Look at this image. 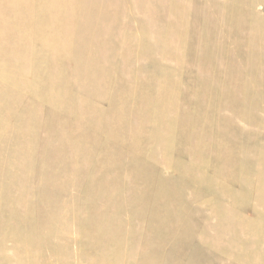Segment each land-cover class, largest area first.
<instances>
[{"label": "rangeland", "instance_id": "1", "mask_svg": "<svg viewBox=\"0 0 264 264\" xmlns=\"http://www.w3.org/2000/svg\"><path fill=\"white\" fill-rule=\"evenodd\" d=\"M52 1L69 52L38 11L0 76V264H264V0Z\"/></svg>", "mask_w": 264, "mask_h": 264}, {"label": "bare ground", "instance_id": "2", "mask_svg": "<svg viewBox=\"0 0 264 264\" xmlns=\"http://www.w3.org/2000/svg\"><path fill=\"white\" fill-rule=\"evenodd\" d=\"M15 2L16 0H8L6 5H0V23L6 22L8 24L7 26L0 24V76L2 74L4 76H10L13 73L19 74L21 76V79L17 82V85L19 84V86L26 88L30 87L29 79L27 78V73L29 69H32L31 66L33 61V55L35 57L36 48L41 47L43 49H46V45L42 42H39L35 45L33 38L35 37V34H28V32H25L23 30L24 27L28 24L33 23L32 18L35 17L38 11H40L41 16L45 18V21H49V23H51L53 31L52 38L57 43L54 45L55 47L47 48L50 52L54 53V55H51L55 57L57 54H60L62 52H69V50L71 49V43L68 45L64 42L61 43L60 40L62 38L73 40L74 26H71L73 23L67 20L70 17H78V15L80 14V4L77 7V1H75L71 6L70 11L67 14L63 15L62 13H58L56 3L52 0H42V5L40 4L37 7L31 6V8L29 6H26L24 9H15ZM26 3L27 5L29 4L28 1H26ZM56 26L58 30H54ZM86 54L89 56L91 52H86ZM18 59H20V61L23 59L24 61L21 63L20 61H18ZM4 64L10 65L11 68H4ZM84 68L85 73H89L93 69L104 71L103 68L99 66L98 68L84 66ZM56 72L57 71H55V73ZM59 75L60 73L58 74V76ZM75 75L77 74L75 73L74 76ZM56 79L57 76H55L54 73H50L48 77L41 80L38 84L33 82V88H39L45 85H49V89H53V86L63 85L64 82L58 84L57 82H55ZM90 82H92V80H88V82L84 80L82 83L83 85H88L89 87ZM93 83H95V85L97 86L93 89V91L89 87L88 90H86L88 95H93L99 90L104 91L102 87L101 89L97 88L99 84L98 80H93L92 84ZM8 85L11 86L10 82L4 86L0 84V89H4ZM77 90L81 89L77 88ZM25 116L26 114L20 118L21 122H24ZM0 123V125H4L5 120L3 121V119H0ZM21 127L26 128L28 127V125H26L25 123H21ZM3 128V126H0V134L5 132ZM26 129L28 130V128ZM258 229L259 228H256L255 226L246 223L239 231L241 235L246 236L248 234L254 235L258 231Z\"/></svg>", "mask_w": 264, "mask_h": 264}]
</instances>
